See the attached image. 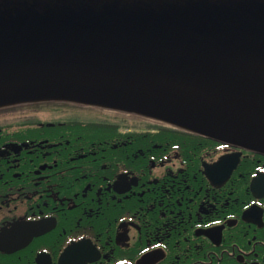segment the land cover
Segmentation results:
<instances>
[{
    "label": "flooded vegetation",
    "instance_id": "flooded-vegetation-1",
    "mask_svg": "<svg viewBox=\"0 0 264 264\" xmlns=\"http://www.w3.org/2000/svg\"><path fill=\"white\" fill-rule=\"evenodd\" d=\"M33 113L0 115V264H264V154L137 115Z\"/></svg>",
    "mask_w": 264,
    "mask_h": 264
},
{
    "label": "water",
    "instance_id": "water-1",
    "mask_svg": "<svg viewBox=\"0 0 264 264\" xmlns=\"http://www.w3.org/2000/svg\"><path fill=\"white\" fill-rule=\"evenodd\" d=\"M50 100L264 154V0H0V108Z\"/></svg>",
    "mask_w": 264,
    "mask_h": 264
},
{
    "label": "rangeland",
    "instance_id": "rangeland-1",
    "mask_svg": "<svg viewBox=\"0 0 264 264\" xmlns=\"http://www.w3.org/2000/svg\"><path fill=\"white\" fill-rule=\"evenodd\" d=\"M71 107H74L71 109ZM87 107V106H85ZM95 110H101L104 112H111V113H118L116 111H109V110H105L107 108H93ZM43 113L37 114L36 116H38V118L40 117L41 119H58V118H62V119H70V118H78V119H91V112L94 115H99L97 113H95L94 111H91V109H87V108H80L77 106H72L69 104H48L44 107L41 108V110ZM122 112V111H121ZM119 113L121 115H123L122 113ZM125 113V112H124ZM127 115H132V114H127ZM143 119H147L142 117Z\"/></svg>",
    "mask_w": 264,
    "mask_h": 264
},
{
    "label": "trees",
    "instance_id": "trees-1",
    "mask_svg": "<svg viewBox=\"0 0 264 264\" xmlns=\"http://www.w3.org/2000/svg\"><path fill=\"white\" fill-rule=\"evenodd\" d=\"M48 104H66V103H57V102H52V103H33V104H26V105H20V106H14V107H8L4 109H0V115H25V112L29 114V111L31 110L30 119H33L35 116V113L33 111H38L41 110L42 107L48 105ZM73 106V105H72ZM95 113L100 114V112L95 111ZM73 119V118H71ZM78 119V118H74Z\"/></svg>",
    "mask_w": 264,
    "mask_h": 264
}]
</instances>
